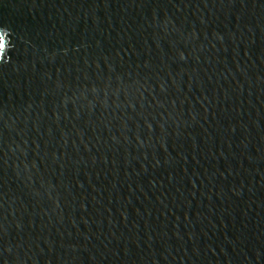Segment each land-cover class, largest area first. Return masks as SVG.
<instances>
[{
	"label": "water",
	"instance_id": "1",
	"mask_svg": "<svg viewBox=\"0 0 264 264\" xmlns=\"http://www.w3.org/2000/svg\"><path fill=\"white\" fill-rule=\"evenodd\" d=\"M0 264H264V0H0Z\"/></svg>",
	"mask_w": 264,
	"mask_h": 264
},
{
	"label": "snow or ice",
	"instance_id": "2",
	"mask_svg": "<svg viewBox=\"0 0 264 264\" xmlns=\"http://www.w3.org/2000/svg\"><path fill=\"white\" fill-rule=\"evenodd\" d=\"M5 44H4V37L3 35H0V48H4Z\"/></svg>",
	"mask_w": 264,
	"mask_h": 264
}]
</instances>
